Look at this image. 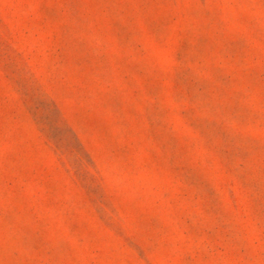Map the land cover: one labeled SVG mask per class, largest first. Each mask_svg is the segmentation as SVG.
Wrapping results in <instances>:
<instances>
[{"label": "rangeland", "instance_id": "374dc122", "mask_svg": "<svg viewBox=\"0 0 264 264\" xmlns=\"http://www.w3.org/2000/svg\"><path fill=\"white\" fill-rule=\"evenodd\" d=\"M0 264H264V0H0Z\"/></svg>", "mask_w": 264, "mask_h": 264}]
</instances>
